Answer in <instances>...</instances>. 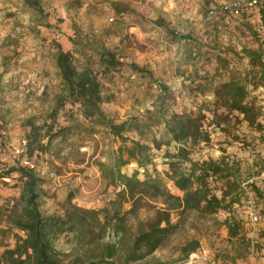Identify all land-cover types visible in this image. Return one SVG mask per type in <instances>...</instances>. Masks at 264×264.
Listing matches in <instances>:
<instances>
[{
	"label": "rangeland",
	"instance_id": "374dc122",
	"mask_svg": "<svg viewBox=\"0 0 264 264\" xmlns=\"http://www.w3.org/2000/svg\"><path fill=\"white\" fill-rule=\"evenodd\" d=\"M232 1L237 0H41L44 25L37 26L32 23L36 16L24 0H0V148L7 152L10 169L21 167L11 151L26 139L28 129L22 121L35 115L37 123L42 124L53 105L60 81L54 64L57 43L73 52L78 65L91 60L97 71L101 68L95 50L88 47L104 44L122 62L117 69L99 74L105 98L102 107L110 117L120 122L160 102L169 114L202 107L211 137L208 143L193 148L192 157L235 159L243 176L254 183L249 194L255 199V207L248 208L246 197L243 204L233 207L242 220L247 241L229 240L224 220L230 212L212 216L189 212L163 246L134 264H264V171L260 172L264 165V131L249 125L238 112L219 109L223 117L217 119L211 112L215 110L214 87L232 72L245 77L252 71L244 49L261 48L264 52V17L259 7L237 15L210 14L222 3ZM185 35L190 39H183ZM160 85L166 88L162 90ZM260 101L264 112V100ZM74 117L84 122L78 106L67 104L59 112L57 123L72 125ZM218 120L222 128L216 124ZM161 129L155 128L157 138ZM128 138L138 140L140 136L130 132ZM79 143H83L80 152L75 150ZM121 143L103 134H78L73 128L65 139L54 140L51 153H35L36 172L42 178V209L61 212L70 194L72 203L78 206L105 207L115 197V189L106 186L97 162L108 163L110 145L116 150ZM165 150L166 146L153 149L150 173L168 169ZM81 159L84 162L79 163ZM121 170L128 175L137 172L140 179L146 176L135 160ZM216 185L220 194L223 182ZM20 191L18 177L0 191V254L3 243L14 245L12 231H5V219ZM250 212L258 216L257 221ZM152 213L142 210L140 217ZM174 221H178L176 216ZM136 223L131 219L132 228ZM105 239L113 242L116 237L107 233ZM190 241H197L198 247L185 257L182 249ZM57 247L63 252L88 255L86 240L80 242L72 233L62 235Z\"/></svg>",
	"mask_w": 264,
	"mask_h": 264
},
{
	"label": "trees",
	"instance_id": "16d2710c",
	"mask_svg": "<svg viewBox=\"0 0 264 264\" xmlns=\"http://www.w3.org/2000/svg\"><path fill=\"white\" fill-rule=\"evenodd\" d=\"M24 4L36 16L32 23L44 25L41 0H24ZM256 7L264 17V0ZM88 48L95 50L100 71L93 67L91 60L78 65L73 52L57 43L54 64L60 81L53 105L42 124L32 115L22 121V126L28 129L25 137L30 156L51 153L54 140L65 139L73 128L78 134H103L121 140L116 150L110 145L108 163L97 162L106 186L115 189V197L103 208H84L73 204L70 194L61 212H49L41 207L42 178L36 170L11 168L10 172L19 174L21 191L5 219V231H12L14 245L2 244L0 264H134L146 260L163 246L179 227L181 218L189 212L212 216L228 211L224 225L229 240L247 241L242 220L233 207L244 203L254 183L243 176L241 165L235 159L195 160L192 157L193 148L208 143L211 137L205 128L204 108L169 114L165 104L160 102L140 115L116 121L103 110L105 98L99 74L117 69L122 62L116 52L104 44ZM244 53L252 71L245 77L232 72L226 80L220 81L213 89L215 110L211 112L216 119L223 117L218 114L219 109L238 112L244 121L261 132L264 131L260 103L264 100V52L261 48H245ZM160 88L166 87L160 85ZM67 104L78 106L83 123L78 117L71 119L74 120L72 125L57 123L59 112ZM216 124L221 127V121ZM160 126L161 134L157 138L155 128ZM130 132L137 133L140 138L129 140ZM82 144L79 143L75 150L80 152ZM172 145L173 150L170 149ZM163 146H166L164 163L168 169L152 174L148 167L154 163L153 149ZM131 160L146 172L144 179H140L137 172L132 175L122 172L121 167ZM82 162L84 159L79 161ZM220 182L223 185L218 194L216 184ZM126 204L129 205L127 209L124 208ZM142 210L153 213L141 218ZM175 216L178 221H174ZM131 219H136L134 228L130 225ZM67 233L74 234L80 242L86 240L88 255L63 252L57 247V240ZM107 233L114 235L116 240L106 241ZM197 247V241L187 243L182 249L184 256L189 257Z\"/></svg>",
	"mask_w": 264,
	"mask_h": 264
},
{
	"label": "built area",
	"instance_id": "2783aa9c",
	"mask_svg": "<svg viewBox=\"0 0 264 264\" xmlns=\"http://www.w3.org/2000/svg\"><path fill=\"white\" fill-rule=\"evenodd\" d=\"M261 0H237L230 3L224 2L220 5L219 9H212L210 14L214 15L219 12L222 13H233L239 14L243 10L252 9L258 5ZM11 153L18 158L19 164L21 167H26L32 170H37V164L33 156H30L28 153L27 140L23 139L20 144L14 146ZM7 152L0 148V191L2 190L5 184L12 182L14 178L19 177V174L16 172H10V168L7 166ZM264 177V172L262 173ZM245 185V184H244ZM246 203L248 208L252 209L255 207V199L252 197L249 192L246 193ZM250 215L253 220L257 221L258 216L253 212H250Z\"/></svg>",
	"mask_w": 264,
	"mask_h": 264
},
{
	"label": "crops",
	"instance_id": "0c3cea01",
	"mask_svg": "<svg viewBox=\"0 0 264 264\" xmlns=\"http://www.w3.org/2000/svg\"><path fill=\"white\" fill-rule=\"evenodd\" d=\"M187 2L189 1V0H186ZM183 39H185V40H189L190 38H189V36L188 35H185L184 37H183ZM183 42V41H182ZM216 65H218V64H216ZM218 68V67H217ZM216 68V69H217Z\"/></svg>",
	"mask_w": 264,
	"mask_h": 264
}]
</instances>
